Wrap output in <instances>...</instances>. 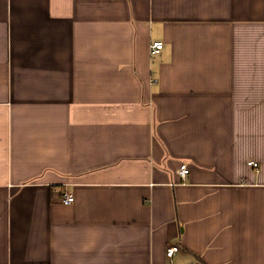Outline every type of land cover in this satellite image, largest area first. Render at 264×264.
Wrapping results in <instances>:
<instances>
[{"label": "crops", "instance_id": "obj_1", "mask_svg": "<svg viewBox=\"0 0 264 264\" xmlns=\"http://www.w3.org/2000/svg\"><path fill=\"white\" fill-rule=\"evenodd\" d=\"M0 264H264V0H0Z\"/></svg>", "mask_w": 264, "mask_h": 264}, {"label": "built area", "instance_id": "obj_2", "mask_svg": "<svg viewBox=\"0 0 264 264\" xmlns=\"http://www.w3.org/2000/svg\"><path fill=\"white\" fill-rule=\"evenodd\" d=\"M164 47V44L162 42H155L151 45L150 47V51H151V54L152 55H156L158 54ZM250 167H253L254 169H257L258 168V165L256 163H253V162H250L248 164ZM179 174L180 176L182 177H186L188 174H189V170H188V167L186 165H182L180 167V170H179ZM74 202V197L70 194H64L63 195V198H62V203L65 204V205H70ZM179 249L177 247H170L168 250H167V257L168 258H173V256L176 254V252L178 251Z\"/></svg>", "mask_w": 264, "mask_h": 264}]
</instances>
